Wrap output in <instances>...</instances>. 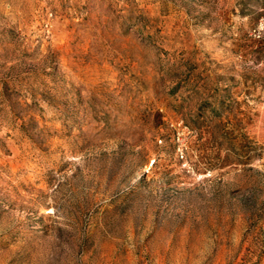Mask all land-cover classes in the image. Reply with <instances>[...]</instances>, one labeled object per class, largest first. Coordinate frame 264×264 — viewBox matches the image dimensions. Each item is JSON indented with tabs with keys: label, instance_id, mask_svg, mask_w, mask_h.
Segmentation results:
<instances>
[{
	"label": "rangeland",
	"instance_id": "374dc122",
	"mask_svg": "<svg viewBox=\"0 0 264 264\" xmlns=\"http://www.w3.org/2000/svg\"><path fill=\"white\" fill-rule=\"evenodd\" d=\"M0 264H264V0H0Z\"/></svg>",
	"mask_w": 264,
	"mask_h": 264
},
{
	"label": "built area",
	"instance_id": "2783aa9c",
	"mask_svg": "<svg viewBox=\"0 0 264 264\" xmlns=\"http://www.w3.org/2000/svg\"><path fill=\"white\" fill-rule=\"evenodd\" d=\"M180 151H181V153H182V155H183V151H182V149H180Z\"/></svg>",
	"mask_w": 264,
	"mask_h": 264
}]
</instances>
